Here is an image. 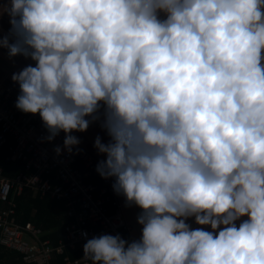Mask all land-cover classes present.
I'll use <instances>...</instances> for the list:
<instances>
[{
    "label": "clouds",
    "instance_id": "obj_1",
    "mask_svg": "<svg viewBox=\"0 0 264 264\" xmlns=\"http://www.w3.org/2000/svg\"><path fill=\"white\" fill-rule=\"evenodd\" d=\"M2 14L0 47L35 63L11 77L15 107L69 153L99 123L96 171L142 209L139 239L93 237L85 259L264 264V0H6Z\"/></svg>",
    "mask_w": 264,
    "mask_h": 264
},
{
    "label": "built area",
    "instance_id": "obj_2",
    "mask_svg": "<svg viewBox=\"0 0 264 264\" xmlns=\"http://www.w3.org/2000/svg\"><path fill=\"white\" fill-rule=\"evenodd\" d=\"M17 96L0 79V146L9 144L12 155L26 163V171L13 178L0 169V247L19 252L29 264H54L57 254H63L67 248H79L81 256L75 260L65 258L67 264H91L83 251L88 239L119 234L131 241L128 233L132 227L123 211L126 203L114 195L112 179L102 178L101 183L90 179L99 175L96 167L101 160L80 144L69 153L64 148L63 131L48 141L49 133L39 114L18 110ZM97 125L92 123L88 129ZM57 146L61 148L59 155L54 150ZM26 188L64 202L71 219L65 227V241L54 246L51 240L43 238L40 227L17 220L16 198Z\"/></svg>",
    "mask_w": 264,
    "mask_h": 264
},
{
    "label": "trees",
    "instance_id": "obj_3",
    "mask_svg": "<svg viewBox=\"0 0 264 264\" xmlns=\"http://www.w3.org/2000/svg\"><path fill=\"white\" fill-rule=\"evenodd\" d=\"M9 147V144L0 146V169L3 170L5 176L13 178L26 171V163L17 160ZM8 157L11 159L8 160ZM16 201L18 204L17 220L23 223L31 221L40 226L46 232L43 238L50 239L54 246H57L61 240H66L65 227L71 219L67 216L63 201L52 199L50 196H41L40 193L34 194L29 188H26L22 195L16 198ZM50 230L53 231L49 232ZM5 253H0V257H5ZM80 256L81 250L79 248L75 250L67 248L63 254L55 256L54 264H67L65 258L69 257L75 260ZM19 257L23 264H29L23 261L22 254Z\"/></svg>",
    "mask_w": 264,
    "mask_h": 264
},
{
    "label": "crops",
    "instance_id": "obj_4",
    "mask_svg": "<svg viewBox=\"0 0 264 264\" xmlns=\"http://www.w3.org/2000/svg\"><path fill=\"white\" fill-rule=\"evenodd\" d=\"M6 0H0V4H4ZM11 25L9 23V17L7 14L0 15V39L3 38L4 35L9 33ZM32 64L35 66V63L30 59H26L21 55H17L15 57H9L8 51L5 48L0 47V79L5 82V85L16 93L17 95L20 94L19 85L12 81L11 77L14 73H18L27 65ZM74 136L78 137L80 140V145H82L86 150L92 153L95 157L100 160L106 159V156L103 154L98 153L97 149L94 147L95 138L99 135L101 137L102 143H107L109 137L107 136L106 132L97 125L94 128L87 129L85 132H75ZM91 180L95 181L96 183H101L102 177L100 175H94V177L90 178ZM112 182L114 183V179ZM34 194H37L34 192ZM114 195L122 202H125V197L121 195H117L114 191ZM124 216L127 223L132 227L130 233H128V238L130 240L139 239L141 236L142 226L137 223V217L141 213L142 209L139 207L132 205V206H124L123 208ZM246 217L242 218L245 219ZM31 222V221H28ZM190 226L195 229L198 227H203L205 230L211 231L209 226H201L195 223V218L191 217L186 221ZM33 223V222H32ZM36 225V224H35ZM37 226V225H36ZM40 227V226H38ZM41 228V227H40ZM42 229V228H41ZM43 230V229H42ZM50 230L49 232H52ZM44 235L46 232L43 230ZM50 240V239H49ZM0 253L4 254L6 252L5 257H0V264H23L19 257V252L6 250L3 247H0ZM72 250V249H71Z\"/></svg>",
    "mask_w": 264,
    "mask_h": 264
}]
</instances>
